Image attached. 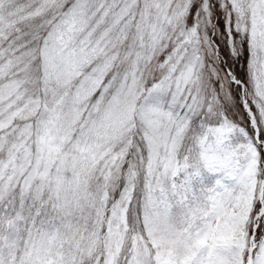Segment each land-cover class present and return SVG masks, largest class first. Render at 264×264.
Here are the masks:
<instances>
[{
    "label": "snow or ice",
    "instance_id": "obj_1",
    "mask_svg": "<svg viewBox=\"0 0 264 264\" xmlns=\"http://www.w3.org/2000/svg\"><path fill=\"white\" fill-rule=\"evenodd\" d=\"M0 264H264V0H0Z\"/></svg>",
    "mask_w": 264,
    "mask_h": 264
}]
</instances>
